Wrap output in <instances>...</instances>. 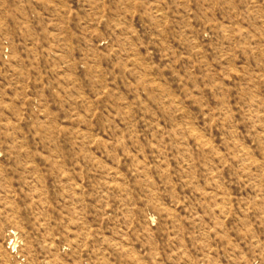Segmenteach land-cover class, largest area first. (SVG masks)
<instances>
[{"label":"rangeland","instance_id":"obj_1","mask_svg":"<svg viewBox=\"0 0 264 264\" xmlns=\"http://www.w3.org/2000/svg\"><path fill=\"white\" fill-rule=\"evenodd\" d=\"M0 264H264V0H0Z\"/></svg>","mask_w":264,"mask_h":264}]
</instances>
